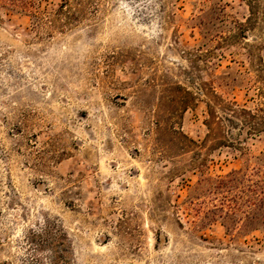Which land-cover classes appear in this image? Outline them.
I'll return each instance as SVG.
<instances>
[{
    "label": "rangeland",
    "instance_id": "obj_1",
    "mask_svg": "<svg viewBox=\"0 0 264 264\" xmlns=\"http://www.w3.org/2000/svg\"><path fill=\"white\" fill-rule=\"evenodd\" d=\"M35 6L0 7V264H264V0Z\"/></svg>",
    "mask_w": 264,
    "mask_h": 264
},
{
    "label": "trees",
    "instance_id": "obj_2",
    "mask_svg": "<svg viewBox=\"0 0 264 264\" xmlns=\"http://www.w3.org/2000/svg\"><path fill=\"white\" fill-rule=\"evenodd\" d=\"M35 2L36 0H0V7L7 8L15 12L29 14L30 16L34 17V19L36 20V24H40L43 21V19L47 18V16L36 10ZM239 172H240L239 170H233L224 177L219 178L216 188L225 187L226 190L228 191L232 188L233 191L234 186L232 182L238 179L236 178V174H238ZM226 197L228 196L225 195L224 198ZM228 201L230 202L228 204L226 203L228 213H233V212L235 213L236 211L239 210V204L237 203L235 196H232L230 199L228 198ZM220 208L221 211L224 210V206ZM225 215H227L226 212ZM226 229L228 230L227 226Z\"/></svg>",
    "mask_w": 264,
    "mask_h": 264
}]
</instances>
